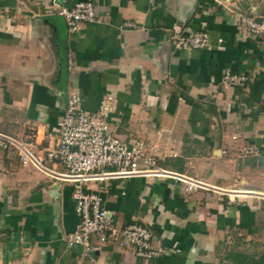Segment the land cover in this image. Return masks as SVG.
<instances>
[{"label": "crops", "instance_id": "1", "mask_svg": "<svg viewBox=\"0 0 264 264\" xmlns=\"http://www.w3.org/2000/svg\"><path fill=\"white\" fill-rule=\"evenodd\" d=\"M87 1L99 21L69 33L51 0H0V133L45 146L70 92L91 114L111 96L110 133L147 142L159 167L206 187L188 193L171 175L85 182L116 227L148 226L166 251L142 258L109 241L88 253L65 241L78 216L64 167L25 168L0 149V264H264L248 250L264 232V37L231 18L262 12L264 0ZM194 30L208 33L206 47H173ZM226 69L245 87H223ZM243 147L256 151L241 157Z\"/></svg>", "mask_w": 264, "mask_h": 264}, {"label": "built area", "instance_id": "2", "mask_svg": "<svg viewBox=\"0 0 264 264\" xmlns=\"http://www.w3.org/2000/svg\"><path fill=\"white\" fill-rule=\"evenodd\" d=\"M51 2L59 7L57 14L63 18L69 33L75 32L80 23L99 21L90 1L80 0L71 7L59 5L56 0ZM231 18L237 27L243 28L251 36L264 37V8L262 12L253 15L232 10ZM125 26L134 25L126 23ZM171 40L176 49H202L207 46L209 35L204 30H194L191 33H178ZM247 81L245 74L234 73L229 69L224 70L220 78L223 87L243 88ZM111 100V96L102 97L96 112L91 114L82 108L80 95L70 92L64 112L57 121V134L53 142L50 140L47 145L39 146L35 138L17 139L0 133V149L15 156L25 168L48 172L46 162H56L64 167L60 177L73 182L71 197L78 216L76 228L65 235L68 246L79 245L89 253L109 241H117L134 246L138 257H159L166 253L165 248L152 244L153 233L148 226L130 223L116 227L102 205L101 195L95 191H86L84 183L110 178L171 175L184 182L188 193L206 186L195 177L171 174L159 167L156 149L147 142L136 139L125 144L110 133L107 116L112 109ZM255 151V147H243L239 155L244 157ZM93 235L98 240L96 247L89 242Z\"/></svg>", "mask_w": 264, "mask_h": 264}, {"label": "rangeland", "instance_id": "3", "mask_svg": "<svg viewBox=\"0 0 264 264\" xmlns=\"http://www.w3.org/2000/svg\"><path fill=\"white\" fill-rule=\"evenodd\" d=\"M244 235L241 234V237L242 238H246V237H243ZM252 238V237H251ZM257 239L259 238L262 246L261 247H250L248 250H250L251 252H257L256 254H254L255 256H258L259 258H262L264 256V232H261L260 234L257 235L256 237ZM250 239V238H249ZM248 255H253L252 253L248 254Z\"/></svg>", "mask_w": 264, "mask_h": 264}, {"label": "trees", "instance_id": "4", "mask_svg": "<svg viewBox=\"0 0 264 264\" xmlns=\"http://www.w3.org/2000/svg\"><path fill=\"white\" fill-rule=\"evenodd\" d=\"M244 259H246V256H244Z\"/></svg>", "mask_w": 264, "mask_h": 264}]
</instances>
